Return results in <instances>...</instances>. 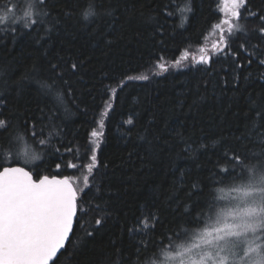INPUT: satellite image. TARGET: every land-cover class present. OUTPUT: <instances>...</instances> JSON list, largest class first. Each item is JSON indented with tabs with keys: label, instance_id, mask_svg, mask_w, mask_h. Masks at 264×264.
Listing matches in <instances>:
<instances>
[{
	"label": "trees",
	"instance_id": "16d2710c",
	"mask_svg": "<svg viewBox=\"0 0 264 264\" xmlns=\"http://www.w3.org/2000/svg\"><path fill=\"white\" fill-rule=\"evenodd\" d=\"M6 2L0 0V7ZM186 3L121 0L118 22L107 31L110 45L98 34L105 32L107 16L93 18L94 23L83 19L89 8L99 11L90 0H52L57 5H49L53 16L62 18L69 9L73 15L62 20L66 31L50 40H38L36 32L19 26L14 37L0 35V161L11 155L12 163L30 170L35 179L69 176L85 193L80 207L87 215H78L62 251L67 255L58 256L60 264H153L165 250L173 252L191 241L176 240L171 233L183 228L191 234L197 215H206L209 225L231 206L240 188L264 182V65L257 59L248 64L251 57L239 48L245 40L251 41L249 48L257 42L264 47L255 31L261 26L264 0H247L239 9L249 35H239L231 45L242 65L238 69L231 57L219 62L214 57L211 67L196 63L205 54L201 49L210 52L220 40L216 25L222 22L221 0H191L190 12ZM103 7H110L108 0ZM185 54L192 56L191 62L187 58L182 65ZM58 56L65 60L58 61ZM68 56L84 61L78 75L70 72ZM50 62L59 63L70 78V88L61 85L63 106L41 88L40 82L52 75ZM144 75L147 81L136 79ZM64 106L70 110L67 117ZM37 117L41 120L33 137L26 122ZM98 131L102 141L96 147L91 133ZM41 139L47 142L41 144ZM93 148L101 166L89 173L84 166ZM25 152L39 159H28ZM233 153L244 158L242 173L240 165L226 163V155ZM221 164L229 175L232 169L241 175L222 182L219 191L214 181ZM210 201L215 206L207 210ZM105 203L110 215L87 236L97 215L95 205L104 208ZM260 233L264 240V217ZM138 244L143 247L136 255Z\"/></svg>",
	"mask_w": 264,
	"mask_h": 264
},
{
	"label": "snow or ice",
	"instance_id": "6c2138e0",
	"mask_svg": "<svg viewBox=\"0 0 264 264\" xmlns=\"http://www.w3.org/2000/svg\"><path fill=\"white\" fill-rule=\"evenodd\" d=\"M121 0H108L109 8L104 9V0H90V3L98 4L99 11H93L89 8L88 12L84 14L83 19L88 23H94L98 21L102 16H107L108 23L104 33H98L104 40L105 44L110 45L112 40L108 38L107 31L114 27V24L118 22L117 13L119 11ZM227 4V0H226ZM247 4V0H230V4L225 7V12H229L234 19H224L223 24L227 25V32L225 33L221 29L220 40L213 45L212 50L201 49L205 54L201 55L196 63L211 67L213 58H217V62L221 58L227 59L231 57L235 63V67L238 69L242 67L240 62L236 59L238 53L232 50V42L237 40L239 35L248 37L249 33L246 26L241 22V16L239 8ZM23 9L21 14H17V7L12 3V0L0 7V35L11 34L13 37L16 34L17 26L20 30L27 31L29 33L36 32L38 40L44 38L51 39L53 34H59L61 31H66L62 20L67 21L71 19L72 11L65 10L62 18H57L51 14L49 5L57 7L52 4V0H23ZM186 11H191V0H187ZM125 11L130 9L125 8ZM251 16H257L258 13L249 12ZM95 18V21L94 19ZM261 26L255 31L261 37V41L264 42V15H259ZM220 28V25H216ZM97 30L99 24H96ZM250 40H245L239 43L240 50L248 57V64L252 63L253 59H257L260 65H264V47L260 42L251 44V48L248 47ZM65 57L58 56V61H64ZM69 69L72 74L78 75L80 69L83 68L84 61L80 58L67 57ZM161 68L166 67L163 64L158 65ZM51 70V77L49 80L41 81V88L44 91L45 96L53 98L56 104L65 105L63 91L61 85L70 88L69 77L66 75L64 69L59 63L49 64ZM127 79H133L132 76H128ZM136 79L147 81L148 76H137ZM234 82L238 81V75H234ZM226 83V82H225ZM52 111V109H49ZM43 112V109L41 110ZM65 116L70 115V110L64 106ZM259 115V113L257 114ZM49 124L52 123V118L49 117ZM41 117H37L36 121L31 123L26 122V127L32 129L31 135L35 137V126L37 121H40ZM128 123H132L131 120ZM3 121H0V125ZM55 127V125H53ZM2 130V129H0ZM43 135V133H42ZM59 135L58 133L56 134ZM92 136H96L97 133H91ZM53 136L52 132L48 133V138ZM176 136L182 139V134L177 131ZM18 139H24L22 133L17 134ZM141 139H144L142 136ZM47 140L41 139L39 143L44 144ZM151 143V141H149ZM167 144V141L164 142ZM163 146V145H162ZM0 147H3L0 142ZM59 152V148L54 149ZM186 150H189L186 148ZM10 153V145L8 148ZM66 151H71V148H67ZM91 154L88 157V163L84 166L87 172H94V169H98L101 165L97 160V149L90 150ZM28 159H39V156L35 153L29 155L28 152L23 153ZM253 155H257L253 153ZM243 157L233 153L232 155H226V163L231 162L234 165H240L241 173L243 169ZM68 167H75L74 164L67 165ZM107 167V164L103 165ZM217 176L214 181V187L220 189L222 182L232 177H239L241 173H237L235 169L231 170L229 175V169L221 164L218 165ZM57 171L60 169V164L56 165ZM223 178V180L221 179ZM85 183H88L85 180ZM195 187V185H193ZM98 191V189H97ZM246 195L248 193H245ZM221 195L217 199H223ZM85 203V193L79 191L77 187L73 186L71 178L69 176H63L58 178L57 176L49 177L48 175L38 176L36 179L30 170H26L22 166H17L11 161V155L9 160L4 162L0 161V264H60L58 258L59 255H67V252H61L65 249L66 244L70 242V236L73 233L74 224L77 222L78 215L85 217L87 211L85 208H81L80 205ZM215 206V201H210L207 210L210 207ZM97 215L94 219V226L92 229L86 232L87 236H93L106 222L108 215H110V209H108L105 203L104 208H100V205H95ZM103 213V214H100ZM220 217H217L219 222ZM207 216H196V223L191 226L193 232L181 229L180 232L171 233L176 240L191 239L194 242L189 245L188 248H183L176 255L172 252L165 250L163 252V258L165 264L168 262H175L177 255L183 256L185 253L191 252V249L196 246V242L206 243L209 245V249L199 253V260L195 258V255L189 256L188 260L184 261V264H216L217 256L212 253L213 248H219V244L215 241H220L221 237L217 236L215 241L213 240L212 232H210L206 226ZM260 228V225H250L249 230L256 232ZM131 231V230H130ZM219 231V229H217ZM181 233H183L181 235ZM169 245L173 244V240L167 238ZM259 237L250 241V250L257 252L264 248V244L259 243ZM143 247L142 244L137 245L135 254L138 255L139 249ZM221 264H223V257H219ZM254 264H262L261 260L257 259Z\"/></svg>",
	"mask_w": 264,
	"mask_h": 264
},
{
	"label": "rangeland",
	"instance_id": "374dc122",
	"mask_svg": "<svg viewBox=\"0 0 264 264\" xmlns=\"http://www.w3.org/2000/svg\"><path fill=\"white\" fill-rule=\"evenodd\" d=\"M17 7V14H21L23 9V3L15 0L13 3ZM230 4V0H221L220 9L222 12V21L224 19H234L230 11L225 12V7ZM240 9V8H239ZM228 26L221 22L220 28H217V32H221V29H226ZM191 55L183 57L182 65L184 61L189 58L188 62H191ZM195 58V57H194ZM200 58V57H199ZM198 58V59H199ZM180 63V62H178ZM181 65V64H180ZM94 136L95 146L98 147L102 141V132H96ZM245 193H248L247 195ZM220 217L217 222V217ZM264 217V182H258L251 185H245L236 193L235 198H232L231 206L223 209L214 218L213 221L207 225V228L212 232L213 240L217 236L221 237L220 241H215L219 244V248H213L212 253L217 256L216 264H221L219 257H223V264H254L259 259L264 264V248L257 252L250 250V241L259 237V243L264 244L263 235H261V227ZM260 225V228L256 232L249 230L250 225ZM219 229V231H217ZM194 241H187L179 244L173 250V254L176 255L183 248H188ZM209 249V245L206 243L196 242V246L191 249V252L185 253L183 256L177 255L175 262H168V264H184V261L188 260L189 256L195 255V258L199 260V253H202ZM153 264H165L164 258ZM209 264H212L209 261Z\"/></svg>",
	"mask_w": 264,
	"mask_h": 264
},
{
	"label": "water",
	"instance_id": "95a60500",
	"mask_svg": "<svg viewBox=\"0 0 264 264\" xmlns=\"http://www.w3.org/2000/svg\"><path fill=\"white\" fill-rule=\"evenodd\" d=\"M17 166H19V165H17ZM23 167V166H22ZM25 168V167H24ZM26 169V168H25ZM26 170H28V169H26ZM33 175V174H32ZM33 178H34V176H33ZM58 178H62V177H58ZM35 179V178H34ZM74 186V185H73ZM75 187V186H74ZM76 224V223H75ZM75 224H74V227H75ZM74 227H73V231H74ZM73 234V233H72ZM71 237H72V235L70 236V239H71ZM66 246H67V244H66ZM64 249H62L61 250V252L63 251ZM58 256H59V254H58Z\"/></svg>",
	"mask_w": 264,
	"mask_h": 264
}]
</instances>
